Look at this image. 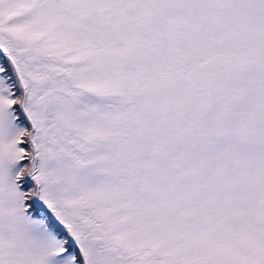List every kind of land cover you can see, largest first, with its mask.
Returning a JSON list of instances; mask_svg holds the SVG:
<instances>
[{"label": "snow or ice", "instance_id": "snow-or-ice-1", "mask_svg": "<svg viewBox=\"0 0 264 264\" xmlns=\"http://www.w3.org/2000/svg\"><path fill=\"white\" fill-rule=\"evenodd\" d=\"M0 264H264V0H0Z\"/></svg>", "mask_w": 264, "mask_h": 264}]
</instances>
